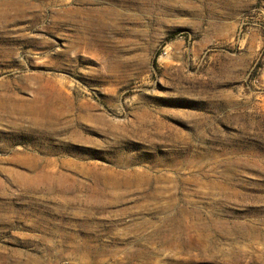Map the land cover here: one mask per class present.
I'll use <instances>...</instances> for the list:
<instances>
[{"label":"rangeland","instance_id":"rangeland-1","mask_svg":"<svg viewBox=\"0 0 264 264\" xmlns=\"http://www.w3.org/2000/svg\"><path fill=\"white\" fill-rule=\"evenodd\" d=\"M0 264H264V0H0Z\"/></svg>","mask_w":264,"mask_h":264},{"label":"bare ground","instance_id":"bare-ground-1","mask_svg":"<svg viewBox=\"0 0 264 264\" xmlns=\"http://www.w3.org/2000/svg\"><path fill=\"white\" fill-rule=\"evenodd\" d=\"M53 109V108H52ZM41 111H42V109H41ZM47 111V110H46ZM45 123V122H44Z\"/></svg>","mask_w":264,"mask_h":264}]
</instances>
